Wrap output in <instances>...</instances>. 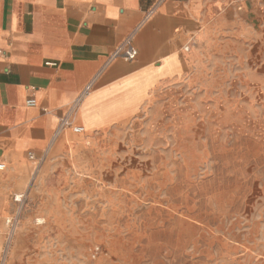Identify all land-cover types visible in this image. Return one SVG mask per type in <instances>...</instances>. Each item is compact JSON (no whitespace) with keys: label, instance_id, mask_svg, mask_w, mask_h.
<instances>
[{"label":"crops","instance_id":"obj_1","mask_svg":"<svg viewBox=\"0 0 264 264\" xmlns=\"http://www.w3.org/2000/svg\"><path fill=\"white\" fill-rule=\"evenodd\" d=\"M256 10L264 0H0V244L37 221L94 223L129 160L143 167L130 135L150 129L152 159L174 158L189 111L175 96L206 77L211 48L247 46ZM127 42L134 60L113 57Z\"/></svg>","mask_w":264,"mask_h":264},{"label":"rangeland","instance_id":"obj_2","mask_svg":"<svg viewBox=\"0 0 264 264\" xmlns=\"http://www.w3.org/2000/svg\"><path fill=\"white\" fill-rule=\"evenodd\" d=\"M246 19L247 46L211 48L206 77L175 96L189 111L177 112L174 158L152 159L150 129L143 142L130 135L143 167L129 160L123 191L103 198L94 223L37 221L29 235L21 225L1 241L0 264H264V11Z\"/></svg>","mask_w":264,"mask_h":264},{"label":"built area","instance_id":"obj_3","mask_svg":"<svg viewBox=\"0 0 264 264\" xmlns=\"http://www.w3.org/2000/svg\"><path fill=\"white\" fill-rule=\"evenodd\" d=\"M113 57H119V58H122V59H124V60H126V61H132V60H134V58L136 57V50L133 48V47H131V45H130V43H125V45L124 46H121L120 48H118L114 53H113ZM47 65H54V64H52V63H50V64H47ZM86 90H88V87H87V89ZM86 92V91H85ZM27 105L28 106H33L34 105V100H32V99H30V100H28L27 101ZM62 124L63 125H68L69 123H68V121L66 120V119H64L63 121H62ZM81 128H79V127H73V131L75 132V133H79V132H81ZM30 158H32L31 157V155H30ZM2 168V166H0V169ZM15 200H18V199H16L15 198ZM98 251H99V249L98 248H95L92 252H91V258L94 260V259H96V257L98 256Z\"/></svg>","mask_w":264,"mask_h":264}]
</instances>
